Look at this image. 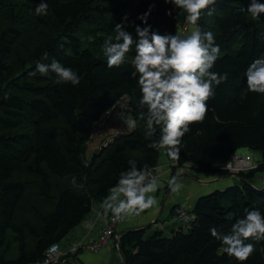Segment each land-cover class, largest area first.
Here are the masks:
<instances>
[{"label": "trees", "instance_id": "trees-1", "mask_svg": "<svg viewBox=\"0 0 264 264\" xmlns=\"http://www.w3.org/2000/svg\"><path fill=\"white\" fill-rule=\"evenodd\" d=\"M40 2L30 1L35 7ZM46 2L47 15L32 18L36 37L32 26L23 30L22 22L10 21L0 29V264L40 261L50 245L62 242L85 219L93 202L102 204L129 160L157 168L160 158L161 150L146 147L159 140L160 129L147 134L142 118L147 109L141 107V93L131 78L132 61L125 58L109 69L96 37L97 30L110 35L127 16L126 31L136 40L135 26H146L137 17L150 6L147 23L153 31L179 34L184 20L180 9L170 17L166 13L173 5L165 0ZM249 4L216 0L209 9L212 15L205 12L198 21L202 31L214 33L221 49L210 71L227 73L228 79L215 88L204 121L190 125L182 138L180 158L166 156L178 168L192 166L196 172L228 178L226 162L246 148L260 155L257 168L237 174V185L198 197L185 231L166 236L161 230L150 232V225L123 232L118 248L124 264H239L209 229L228 234L245 209L256 207L264 215V185L254 182L257 173H264V94L247 92L244 75L253 59L264 58V14L257 19L240 11ZM25 42L31 44L26 51L30 63L22 62L19 70L12 57L17 48L24 50ZM130 53L135 56V45ZM53 59L75 71L80 84L57 83L52 72L29 76L38 62L50 65ZM120 97L141 117L138 127L87 158L84 137L90 125ZM245 243H252L254 252L244 264H264V241Z\"/></svg>", "mask_w": 264, "mask_h": 264}, {"label": "clouds", "instance_id": "clouds-1", "mask_svg": "<svg viewBox=\"0 0 264 264\" xmlns=\"http://www.w3.org/2000/svg\"><path fill=\"white\" fill-rule=\"evenodd\" d=\"M165 3L173 5L166 15L171 17L176 9L187 14L185 23L195 26L190 34L161 35L153 31L147 23L152 11L150 6L147 12L137 17L146 26H135L136 40L126 31L128 25L125 16L124 22L115 24V42L109 37L104 41L103 51L107 57V67L118 68L135 45V70L131 78L136 80L141 93V107L146 106L147 109L142 118L146 121L148 135L154 134L157 127L160 129L159 140L146 147L156 151L163 149L170 159L178 160L183 146L182 138L190 131V125L204 121L208 112L207 102L214 98L215 88L227 82L228 74L210 71L221 49L215 42L214 33L204 32L198 25L203 13L212 15L209 9L216 0H165ZM48 7L46 0H41L35 14L47 15ZM240 11H247L258 19L264 14V4L250 0L247 9L242 8ZM44 58H48L47 52ZM49 72L56 74L57 83L78 86L81 82V77L75 71L65 68L55 59L50 65L38 62L35 71L29 72V76ZM244 75L247 92L264 94V58L253 59ZM4 99H7V95ZM127 123L131 129L138 127V120L131 116ZM128 164V170L120 173L115 186L109 189L110 194L100 205L103 214L111 212L114 221L129 215H140L158 204L156 196L152 194L158 191L160 181L152 175L153 169L147 164L138 167L134 160H129ZM168 187L171 193L178 194L183 184L179 177L173 176L168 181ZM209 231L213 238L226 246L223 251L229 257L244 264L254 252V245L245 241H264V215L256 207L245 209L243 218L236 220L228 234L221 235L216 228H210ZM47 251L50 254L57 253L59 244L50 245ZM44 264H48V261L45 260Z\"/></svg>", "mask_w": 264, "mask_h": 264}, {"label": "crops", "instance_id": "crops-1", "mask_svg": "<svg viewBox=\"0 0 264 264\" xmlns=\"http://www.w3.org/2000/svg\"><path fill=\"white\" fill-rule=\"evenodd\" d=\"M170 166H172V161L163 153L159 158L157 167L160 172L159 188L156 193L152 194L158 200L156 206L144 211L140 215H129L119 220L116 226L115 239L106 250L96 253H81L78 256L67 258L63 264H124L118 248V240L123 232L152 225L150 231L161 230L164 234L168 233L170 235L178 227L173 220L171 221L172 212L175 207H181L190 213L195 201L202 194L213 190H220L233 184L232 177L221 178L215 173L194 172L192 166L173 169H170ZM184 167L186 170L183 169ZM173 176L179 177L180 182L183 184L178 194L171 193L168 187V181ZM236 181L238 180L236 179ZM100 205L99 202H93L90 213L59 243L61 251H66L69 244L75 240L86 237L87 240L92 241L97 238L100 229L103 227L104 220L107 217V215L103 214ZM166 211L165 219L161 220L162 215Z\"/></svg>", "mask_w": 264, "mask_h": 264}, {"label": "rangeland", "instance_id": "rangeland-1", "mask_svg": "<svg viewBox=\"0 0 264 264\" xmlns=\"http://www.w3.org/2000/svg\"><path fill=\"white\" fill-rule=\"evenodd\" d=\"M30 1L31 0H4V1H0V29L7 26V23H9L10 21L19 22L18 24H20V22H22L21 26H23L24 31H28L30 26H32L34 28L35 23H34L32 18H35L36 7L33 4H31ZM180 13L184 17L187 15L181 9H180ZM40 16H43V15H40ZM183 22L184 21H182L180 25H182ZM94 27L99 28V25L94 24ZM104 27H106V26L104 25ZM192 30H193V28H191L184 36L190 34V32ZM97 31L99 32V33H97L99 35L96 37V39H97L96 42L99 43L98 44L99 47L97 49L101 53L102 56L106 57V55L104 54V51H103L104 41L107 40L109 37H112V41L115 42V32H114V30L110 31L109 32L110 35L104 36L106 34L105 32H102L101 30H97ZM34 32H35V34H34ZM33 34H34L33 37H36V28L33 29L31 36ZM29 37H30V35L27 37V39ZM93 39H94L93 36H89L90 41H93ZM22 46H24V50H17L18 48L16 50L14 49L15 54H13V57H12V60H14V64H17V66H15V67L19 70L22 67V62L25 64L30 63V61L28 60V56H27L26 51L29 48H31V44H30V42L29 43L25 42L22 44ZM21 57H22V60L20 59V61H19V58H21ZM125 58H130V60L133 63L134 55L132 53H130V51H129L126 54ZM129 116H131L132 118H134L136 120L141 119L140 116H138L134 111H132L129 108L126 97H120L115 101L114 105L110 109H108L107 111H105L103 113V115L101 116V118L98 122L90 125V127L88 129L89 134L87 132L88 136L86 134L84 137V139H85L84 149H85L87 158H90L95 152L99 151L102 147H105L112 140V138L117 137L119 135H124L125 133L130 132L132 129L128 127V123H127ZM163 153H164V150L162 149L160 151V157ZM236 154L240 155V156H246L248 154H251L253 162L256 163L254 170L257 168L258 162L260 160L259 154L250 152L246 148H241V149L237 150ZM169 168L171 169L172 166H170ZM173 168H177V167H173ZM183 169L186 170L185 167ZM236 175L237 174H230L229 175V177H232V181H233L232 185L238 184V181H236V179H237ZM254 182L258 186L264 185V173H262V172L257 173L255 178H254ZM56 188H57V185H56ZM208 193L209 192L204 193V194H208ZM204 194H202V195H204ZM168 206H170V205H168ZM170 208H171V206H170ZM166 213H167V211L162 215L161 220L165 219ZM172 220L173 219L171 218V221ZM185 230L186 229H184L183 231H185ZM153 231H155V230H151L150 232H153ZM165 235L168 236V233L167 234L165 233Z\"/></svg>", "mask_w": 264, "mask_h": 264}, {"label": "built area", "instance_id": "built-area-1", "mask_svg": "<svg viewBox=\"0 0 264 264\" xmlns=\"http://www.w3.org/2000/svg\"><path fill=\"white\" fill-rule=\"evenodd\" d=\"M183 21V24L179 26V34L181 36H184L191 28L195 27L192 25H187L185 23V19ZM255 165L256 163L253 162L251 154L243 157L235 153L231 156L230 160L226 162L224 170L228 171L230 174H238L254 169ZM172 166L176 167V163L174 161H172ZM151 169H153L152 175L157 176L159 179L160 172L158 168L153 167ZM172 219L173 222L176 223V226L179 227H177L174 231H178L179 229L184 230L188 227L192 221V216L185 209L177 206L173 209ZM118 222L119 221L113 220L112 214L109 212L96 239L90 241L85 237L75 240L69 244L66 251H61L59 247V251L55 254H50L47 251L49 248L48 247L40 261L30 264H44L45 260L48 261V264H63L67 258L78 256L81 253H96L106 250L110 246L111 242L115 239L116 226Z\"/></svg>", "mask_w": 264, "mask_h": 264}, {"label": "bare ground", "instance_id": "bare-ground-1", "mask_svg": "<svg viewBox=\"0 0 264 264\" xmlns=\"http://www.w3.org/2000/svg\"><path fill=\"white\" fill-rule=\"evenodd\" d=\"M93 33V32H92ZM94 35V34H93ZM244 157V156H243Z\"/></svg>", "mask_w": 264, "mask_h": 264}]
</instances>
